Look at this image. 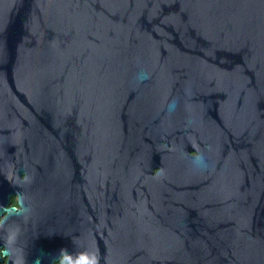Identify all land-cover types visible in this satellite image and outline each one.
<instances>
[{
    "label": "water",
    "instance_id": "1",
    "mask_svg": "<svg viewBox=\"0 0 264 264\" xmlns=\"http://www.w3.org/2000/svg\"><path fill=\"white\" fill-rule=\"evenodd\" d=\"M5 150L104 264H226L198 226L264 185V0H0Z\"/></svg>",
    "mask_w": 264,
    "mask_h": 264
},
{
    "label": "flooded vegetation",
    "instance_id": "2",
    "mask_svg": "<svg viewBox=\"0 0 264 264\" xmlns=\"http://www.w3.org/2000/svg\"><path fill=\"white\" fill-rule=\"evenodd\" d=\"M18 155L0 152V264H104L103 219L80 217L71 224L81 212L71 200L38 201L40 187L13 161ZM259 171L264 174V161ZM243 192L233 196L229 186L227 201L214 202L219 217L204 227L199 223L205 243L197 253L224 252L226 264H264V185Z\"/></svg>",
    "mask_w": 264,
    "mask_h": 264
}]
</instances>
